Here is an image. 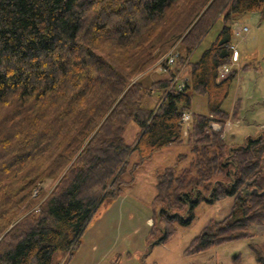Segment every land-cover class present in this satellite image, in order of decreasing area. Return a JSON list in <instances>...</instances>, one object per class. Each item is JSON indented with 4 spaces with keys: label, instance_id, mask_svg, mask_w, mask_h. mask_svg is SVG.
<instances>
[{
    "label": "trees",
    "instance_id": "trees-1",
    "mask_svg": "<svg viewBox=\"0 0 264 264\" xmlns=\"http://www.w3.org/2000/svg\"><path fill=\"white\" fill-rule=\"evenodd\" d=\"M250 12L264 17V0H0V264H58L65 255L68 264L98 207L175 144L188 153L156 174L155 243L174 234L176 221L190 223L202 200L233 198L228 215L210 220L185 256L264 226V129L240 146L213 130L238 119L237 103L231 114L222 110L237 71L223 79L218 71L232 56L229 22ZM218 19L213 42L190 62ZM175 45V66L160 63L167 77L133 81ZM185 62L188 78L177 91L170 86ZM193 94L205 95L207 113L192 112L184 131ZM130 123L139 130L127 143ZM133 152L138 161L130 164ZM47 180L55 182L48 195ZM249 247L264 264L260 247Z\"/></svg>",
    "mask_w": 264,
    "mask_h": 264
},
{
    "label": "rangeland",
    "instance_id": "rangeland-1",
    "mask_svg": "<svg viewBox=\"0 0 264 264\" xmlns=\"http://www.w3.org/2000/svg\"><path fill=\"white\" fill-rule=\"evenodd\" d=\"M229 25L233 31L232 44L239 53V59L233 64L237 73L222 104V110L231 114L235 103L239 108L237 120L228 117L232 126L224 137L228 144L240 146L247 138L255 137L264 129V17L259 12L245 13L236 16ZM221 26L222 20L218 19L194 49L188 59L190 62L197 60L210 46ZM244 27L246 30L237 36L236 31ZM174 52L179 55L178 45L148 66L145 72L133 81L149 85L154 80L167 77L166 70L160 63L165 57L173 56ZM175 60L168 66L173 67ZM244 66H247L246 69ZM188 72L189 65L185 62L176 75L178 82H184ZM156 98L152 94L147 101L151 104ZM190 110L195 114H206L205 95L193 94ZM185 126L184 131L189 125L186 128ZM138 130L139 127L135 123H130L123 133L125 141L131 143ZM180 153H188V147L170 145L145 160L135 170L133 182L123 188L120 196L111 203L104 202L98 207L82 236L79 249L68 264H234L236 257L239 264H259L249 247L250 243H254L264 252V226L259 225L249 227L251 237L226 242L201 253L183 255L189 241L210 220H221L228 215L232 197L213 204L202 200L195 206L194 218L190 223L182 224L176 221L174 234L162 243H155L158 239L156 236L160 233L152 236L150 229L153 223L152 202L156 174L172 165ZM137 161V153H131L130 164ZM187 162L188 159L181 165L185 166ZM129 177V174H126L125 178ZM54 185V181L47 180L41 186L48 195ZM37 191L38 189H34L32 196H35ZM37 205L34 208H37ZM180 215L186 218L184 212H180ZM65 258L66 255L60 257L58 264H64Z\"/></svg>",
    "mask_w": 264,
    "mask_h": 264
},
{
    "label": "built area",
    "instance_id": "built-area-1",
    "mask_svg": "<svg viewBox=\"0 0 264 264\" xmlns=\"http://www.w3.org/2000/svg\"><path fill=\"white\" fill-rule=\"evenodd\" d=\"M246 28H242L241 29H238L236 31V35L237 36H240L241 33L243 31H245ZM231 49H232V56H231V59H230V62L229 64H226V65H223L219 71H218V79H223L227 76V74L233 69V64L236 63L239 59V54L235 48L234 45L231 46ZM178 56V53L174 52V58H167L165 57V59H163L167 65H172L174 63V60L176 59V57ZM183 82H178L177 80V77H175L173 79V86H170L172 89H175L177 91L181 90L183 88ZM191 114H192V111L191 110H188V111H185L182 116H181V119H180V124L185 128L188 126L189 122H190V119H191ZM231 126H232V121L230 120V118L226 119L225 121H223L222 123H219V124H215L213 125V130L215 131H219L221 132V136H224L225 133L229 132L230 129H231Z\"/></svg>",
    "mask_w": 264,
    "mask_h": 264
},
{
    "label": "water",
    "instance_id": "water-1",
    "mask_svg": "<svg viewBox=\"0 0 264 264\" xmlns=\"http://www.w3.org/2000/svg\"><path fill=\"white\" fill-rule=\"evenodd\" d=\"M252 192H256V190H253L251 192H248V191L245 190V193H252Z\"/></svg>",
    "mask_w": 264,
    "mask_h": 264
},
{
    "label": "bare ground",
    "instance_id": "bare-ground-1",
    "mask_svg": "<svg viewBox=\"0 0 264 264\" xmlns=\"http://www.w3.org/2000/svg\"><path fill=\"white\" fill-rule=\"evenodd\" d=\"M173 56H168V58H174V54H172Z\"/></svg>",
    "mask_w": 264,
    "mask_h": 264
},
{
    "label": "crops",
    "instance_id": "crops-1",
    "mask_svg": "<svg viewBox=\"0 0 264 264\" xmlns=\"http://www.w3.org/2000/svg\"><path fill=\"white\" fill-rule=\"evenodd\" d=\"M239 54V53H238ZM188 78V73H187V77L185 78V80Z\"/></svg>",
    "mask_w": 264,
    "mask_h": 264
}]
</instances>
